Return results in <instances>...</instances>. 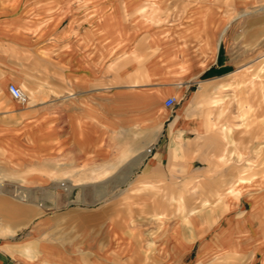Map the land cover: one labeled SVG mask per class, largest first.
<instances>
[{"label":"crops","instance_id":"crops-1","mask_svg":"<svg viewBox=\"0 0 264 264\" xmlns=\"http://www.w3.org/2000/svg\"><path fill=\"white\" fill-rule=\"evenodd\" d=\"M233 2L197 3L186 25L189 30L180 36H165L163 31L159 36L152 35L149 22L131 21L129 27L139 34L112 42L106 53L102 35H96L88 45L84 37L73 41L65 34L69 41L64 51L50 53L49 58L45 55L50 47L41 46L56 43L48 37L55 25L48 31L49 24L47 35L46 30L40 33L41 28L33 32L13 20L23 11L20 6L0 0V75L6 92L13 99L9 84L21 83L19 77L35 75L38 70L43 77L36 92L64 93L30 107L17 101L19 104L9 108L7 102H0V173L8 169L31 173L33 190L41 188V177H49L40 174L95 173L102 174L97 185L113 189L119 187L115 174L120 172V157L138 156L141 162L149 153L143 151L144 146L165 145L161 142L166 131L169 150L163 153L157 149L148 159L149 169L169 163L173 150L187 156L184 140L197 143V136L207 132L209 126L199 110L200 102L216 88V81L235 72L230 49L223 46L233 23L226 8ZM169 25L164 29L177 28ZM11 51L16 54L14 61ZM61 76L62 82L57 81ZM169 97L177 99L176 106H166ZM189 133L193 137L187 138ZM137 139L143 142L139 153L134 148ZM48 183L57 182L49 178ZM263 194L247 200L249 212L223 229L233 238L229 247L220 244L216 235L197 245L199 228L184 230L177 226L162 234L159 264H188L185 258L196 248L193 264H201L200 254L218 250L232 255L256 252L264 264ZM7 199L0 195V203ZM37 199L38 192H32L29 202L33 207ZM105 205L95 215L80 218L79 229L75 226L74 234L80 237L78 249L73 247L70 213L66 217L39 214L32 208L20 218L0 217V264H141L135 261L134 229L121 224L117 202ZM59 226L65 227L60 229L65 236L61 240L56 238L61 236L57 233ZM23 227H30L26 239H14Z\"/></svg>","mask_w":264,"mask_h":264},{"label":"rangeland","instance_id":"rangeland-1","mask_svg":"<svg viewBox=\"0 0 264 264\" xmlns=\"http://www.w3.org/2000/svg\"><path fill=\"white\" fill-rule=\"evenodd\" d=\"M6 1L23 9L13 20L33 32L41 28L40 33L46 30L47 35L55 25L48 37L56 43L41 46L50 47L44 54L50 58V53L64 51L65 43L69 41L65 34L73 41L79 36L84 37L88 45L96 35H102L106 53L112 42L128 36L136 37L139 30L129 27L131 21L149 22L152 35L159 36L162 31L165 36L185 35L195 5L205 0ZM235 1L233 6L226 8L233 23L223 45L230 49L235 72L216 81V88L206 93L200 102L199 110L209 126L207 132L197 136V143L184 140L187 156L177 155L173 150L169 163L149 169L148 159L157 153V149L163 153L169 150L167 131L161 142L166 146L162 148H158L159 143L143 147V142L137 139L134 146L137 153L142 147L145 153L150 151L139 163L138 156L120 157V172L115 174V184L119 187L113 189L95 183L102 174L62 172L40 174L49 177H41L44 182L41 188L33 190L30 188L31 173L8 169L0 173V185L3 184L0 195L8 197L7 202L0 203V217L18 218L32 208H36L34 212L39 214L62 217L71 214L70 231L74 234L75 226L79 229L81 224L80 218H85L86 214L95 215L106 203L117 202L121 224L134 229L138 255L135 261L141 264L146 261L160 263L162 236L177 226H183L184 230L199 228L197 245L216 235L220 244L229 247L233 238L223 229L231 220L249 212L247 200L264 193V0ZM170 22L177 28L164 29L170 26ZM11 53V61H14L16 54ZM42 74L36 70L35 75L28 73L19 77L21 83L17 84L28 95L29 107L35 102L52 100L53 96L64 94L36 92L37 86L42 84ZM58 79L62 82L63 77ZM4 101L9 108L19 104L6 92L0 75V102ZM186 136L193 137L191 133ZM49 178H54L57 183L49 184ZM67 185L72 186L71 190L66 189ZM32 192H38L34 207L29 202ZM64 226L57 227V233L61 235L56 237L57 240L65 238L60 231ZM29 228L23 227L14 239H26ZM79 238L75 234L72 237L73 247L77 249ZM197 249L185 258L188 264L197 260ZM198 259L201 264L208 261L210 264H262L261 255L256 252L232 255L218 250L204 256L200 254Z\"/></svg>","mask_w":264,"mask_h":264},{"label":"built area","instance_id":"built-area-1","mask_svg":"<svg viewBox=\"0 0 264 264\" xmlns=\"http://www.w3.org/2000/svg\"><path fill=\"white\" fill-rule=\"evenodd\" d=\"M8 90L16 101L20 102L21 104H28L29 103V97L25 93V91L17 84L15 83H10L8 86ZM177 99L175 97H169L165 104L168 108H172L176 106L177 104Z\"/></svg>","mask_w":264,"mask_h":264},{"label":"bare ground","instance_id":"bare-ground-1","mask_svg":"<svg viewBox=\"0 0 264 264\" xmlns=\"http://www.w3.org/2000/svg\"><path fill=\"white\" fill-rule=\"evenodd\" d=\"M150 150H148V152H149ZM65 185V184H64Z\"/></svg>","mask_w":264,"mask_h":264}]
</instances>
